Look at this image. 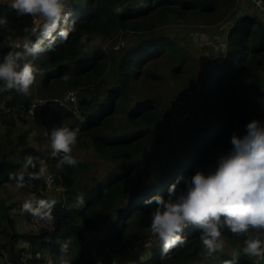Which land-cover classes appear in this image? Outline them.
Wrapping results in <instances>:
<instances>
[{
    "label": "trees",
    "instance_id": "1",
    "mask_svg": "<svg viewBox=\"0 0 264 264\" xmlns=\"http://www.w3.org/2000/svg\"><path fill=\"white\" fill-rule=\"evenodd\" d=\"M237 4L68 0L62 25L71 29L67 40L27 57L38 70L28 94L5 90L0 81V264H255L254 257L236 252H242L246 237L227 228L221 239L234 251L207 255L200 231L189 226L183 246L162 254L155 239L145 254L135 255L137 246L155 237L150 223L156 205H145V199H168L178 176L213 171L217 157L231 148L233 133L243 136L250 120L264 121L263 17L241 12L227 31L223 52L211 55L206 68L166 30L169 24L217 25ZM11 5L12 0H0V18L7 20L0 26V62L40 35L33 31L40 18L18 14ZM121 40L125 45L115 50ZM192 89L199 95L194 113H202L206 124L200 125L199 115L184 156L160 166L153 153L163 143L174 101ZM68 90L75 91V104L59 106L53 99ZM33 95L48 99L41 120L49 132L45 140L55 128L79 129L71 152L75 166H58L62 154L49 156L51 139L44 144L34 132L38 125L27 111ZM75 149L92 153L105 167L91 172L93 164ZM42 167L54 175L51 184L45 178L30 180ZM20 175L24 187H17ZM183 187L178 184L177 192ZM33 196L56 201L51 222L35 226L29 220L31 213L22 205ZM22 215L28 228L19 227Z\"/></svg>",
    "mask_w": 264,
    "mask_h": 264
},
{
    "label": "clouds",
    "instance_id": "2",
    "mask_svg": "<svg viewBox=\"0 0 264 264\" xmlns=\"http://www.w3.org/2000/svg\"><path fill=\"white\" fill-rule=\"evenodd\" d=\"M11 6L18 14L40 18L33 30L40 32L36 41L26 40L23 51L9 52L0 62V81L4 82L5 90L15 89L27 95L38 71L26 62L27 57L52 51L58 40H67L71 29L62 25L68 20V0H12ZM6 23V18H0V26ZM78 132L79 129L67 127L51 131L52 155L62 154L58 166L77 164L71 152ZM230 144L229 151L217 157L213 171L205 174L196 170L191 176H178L169 185L168 199L160 195L145 199V205H156L151 213L150 228L152 235L161 243L162 254L183 246L182 234L193 226L200 231L207 255L223 251L221 230L227 228L234 235L246 237L242 250L245 255L264 258V240L258 235L264 232V121L250 120L245 134L233 133ZM27 163L30 165L32 161ZM29 178H45L51 183L45 167L30 174ZM180 183L184 187L178 193L177 185ZM24 186L23 175H20L17 187ZM78 203L84 204L82 196L78 197ZM55 204L54 199L33 196L23 203L22 208L42 221L51 222ZM253 232L257 235H252Z\"/></svg>",
    "mask_w": 264,
    "mask_h": 264
},
{
    "label": "rangeland",
    "instance_id": "3",
    "mask_svg": "<svg viewBox=\"0 0 264 264\" xmlns=\"http://www.w3.org/2000/svg\"><path fill=\"white\" fill-rule=\"evenodd\" d=\"M245 10L253 12L254 14H258L259 16L264 18L262 14H259L253 9L251 3L246 2L244 4H237V6L233 8L232 13L229 14L222 22H220L217 25H213V26L206 25L205 26V25H195V24H186V25L169 24L166 27V30L169 32L168 34L176 38L178 42L182 44V46L187 47V49L191 52V54L195 55L196 59H199L203 68H206V66L209 65L212 60L211 55L218 56L219 54L223 52V48L225 45V37H226L227 31L231 23L235 20V18H237V16L241 12H244ZM103 41L104 40H101V42ZM189 91L190 92L188 94H189V97L192 99L193 108H194V106L197 105L198 99H199L198 90L192 89ZM33 98H36V96L35 95L31 96V99ZM196 115L197 116H196L195 124L193 126H190L187 130L184 131V133L177 139V143L175 146L166 147V144H165L166 142L163 141L162 145L154 151L153 161L159 163V165L162 166L163 163L168 162L170 159L174 160V159L182 158L184 156L183 148L191 144V142L195 138V129L199 127L198 126L199 115H200V125L203 126L202 122L206 124L205 123L206 120L203 119L202 113H199L198 115L196 112ZM34 123L38 125L37 127L36 125L32 124L34 126V132L38 134L41 141L43 140L42 142L45 144V141L48 142L50 140V139L45 140L47 139V136L49 134L47 127H45V125H43L42 123L39 124L35 121ZM48 143H50V141ZM74 154L82 159L89 160L91 164H93L91 172L94 169L99 171L102 169V167H105L104 162L97 159L92 153H88V152H85L79 149H75ZM153 169H156V168H153ZM14 190H17V187L14 188ZM17 220H18L17 222L19 224V227L21 228L29 227L23 215L18 216ZM33 224L35 226H38V224L37 225L35 223ZM155 239H158V238L157 237L148 238L144 240L145 242L137 246V249L135 251L136 253L135 255L137 256V258L138 256H141L142 254H145V252L148 251L150 244ZM223 244H224L223 250L232 249L234 251V247L231 244L229 245L225 242ZM241 249L238 248L236 252H238L239 254L244 253L243 251L240 252ZM126 261L130 262V259L128 258L126 259ZM255 264H264V261H260V262L255 261Z\"/></svg>",
    "mask_w": 264,
    "mask_h": 264
},
{
    "label": "built area",
    "instance_id": "4",
    "mask_svg": "<svg viewBox=\"0 0 264 264\" xmlns=\"http://www.w3.org/2000/svg\"><path fill=\"white\" fill-rule=\"evenodd\" d=\"M238 4H244L246 2L251 3L253 9L264 16V0H237ZM12 44L18 43V39L14 38L11 40ZM24 44V43H23ZM125 41L121 40L118 43L113 45L115 50L123 47ZM23 47V45H22ZM59 106H67L69 104H75L76 102V93L74 90L66 91L60 98L53 99ZM48 99L43 97L33 98L27 107L28 115L32 120L41 124L43 116V108L47 104ZM196 121V115L194 113L192 99L187 96H178L174 101V107L172 108L169 120L166 126V132L163 136V141H165L166 146H175L177 139L187 130L190 126H193ZM49 156L52 155L51 141L48 149ZM36 164L32 161L30 167L34 169ZM41 167V166H40ZM40 171V170H39ZM48 176L51 177V183L54 181V175L48 173ZM45 182L49 184L46 179ZM50 183V184H51ZM29 220L34 223H39L41 220L37 217H34L32 214L29 215ZM257 235V234H256ZM262 240H264V232L258 234ZM254 260L257 262L264 261V258L254 257Z\"/></svg>",
    "mask_w": 264,
    "mask_h": 264
}]
</instances>
